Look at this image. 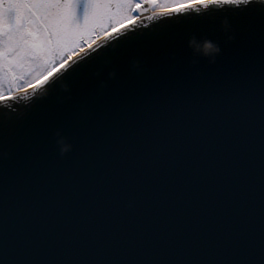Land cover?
<instances>
[{
	"label": "water",
	"instance_id": "water-1",
	"mask_svg": "<svg viewBox=\"0 0 264 264\" xmlns=\"http://www.w3.org/2000/svg\"><path fill=\"white\" fill-rule=\"evenodd\" d=\"M177 9L0 103V264H264V2Z\"/></svg>",
	"mask_w": 264,
	"mask_h": 264
},
{
	"label": "snow or ice",
	"instance_id": "snow-or-ice-1",
	"mask_svg": "<svg viewBox=\"0 0 264 264\" xmlns=\"http://www.w3.org/2000/svg\"><path fill=\"white\" fill-rule=\"evenodd\" d=\"M156 2V0H149ZM188 6L205 4L208 0H183ZM225 6L236 0H212ZM135 7L133 0H0V69L7 63L12 67L11 57L22 47L29 50L45 49L53 35L60 38L73 29L87 27L90 21L101 15L109 16L113 5ZM180 9H177L179 11ZM129 19H131L129 17ZM42 23L45 35L40 36L32 29V24ZM28 25V27H25ZM156 38H152L154 40ZM149 40V41H151ZM0 94V103H3Z\"/></svg>",
	"mask_w": 264,
	"mask_h": 264
},
{
	"label": "rangeland",
	"instance_id": "rangeland-1",
	"mask_svg": "<svg viewBox=\"0 0 264 264\" xmlns=\"http://www.w3.org/2000/svg\"><path fill=\"white\" fill-rule=\"evenodd\" d=\"M133 4H147L153 12L170 11L187 5L183 0H156L154 3L149 0H133ZM137 12L135 7L130 8L127 4L113 5L109 16L101 15L90 21L86 28L73 29L71 32L64 33L60 38L53 35L45 49L37 51L22 47L10 58L11 68L4 63L3 68L0 69V94H3L4 98H9L32 89L46 73L57 65L82 51L85 52L87 48L107 37L118 27L134 21L138 16ZM31 27L41 37L45 35L42 23L32 24ZM19 89L21 90L17 92Z\"/></svg>",
	"mask_w": 264,
	"mask_h": 264
},
{
	"label": "clouds",
	"instance_id": "clouds-1",
	"mask_svg": "<svg viewBox=\"0 0 264 264\" xmlns=\"http://www.w3.org/2000/svg\"><path fill=\"white\" fill-rule=\"evenodd\" d=\"M261 2H264V0H261ZM200 51H202V53L205 55V56H211V55H214L216 53L219 52V48L216 47L214 44H212L210 41H206L202 48L200 49ZM63 151H68L67 148H64Z\"/></svg>",
	"mask_w": 264,
	"mask_h": 264
},
{
	"label": "bare ground",
	"instance_id": "bare-ground-1",
	"mask_svg": "<svg viewBox=\"0 0 264 264\" xmlns=\"http://www.w3.org/2000/svg\"><path fill=\"white\" fill-rule=\"evenodd\" d=\"M149 14H144L143 16H148ZM143 16H139V18L138 19H143Z\"/></svg>",
	"mask_w": 264,
	"mask_h": 264
},
{
	"label": "trees",
	"instance_id": "trees-1",
	"mask_svg": "<svg viewBox=\"0 0 264 264\" xmlns=\"http://www.w3.org/2000/svg\"><path fill=\"white\" fill-rule=\"evenodd\" d=\"M48 73H49V72H48ZM48 73H46V75H47ZM46 75H44V76H46ZM42 78H43V77H42ZM20 90H21V89L17 90V92L20 91Z\"/></svg>",
	"mask_w": 264,
	"mask_h": 264
}]
</instances>
